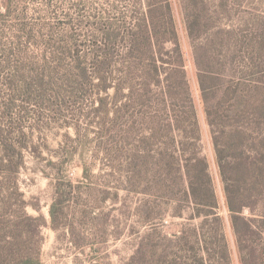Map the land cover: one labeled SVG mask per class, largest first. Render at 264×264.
<instances>
[{"label":"rangeland","instance_id":"1","mask_svg":"<svg viewBox=\"0 0 264 264\" xmlns=\"http://www.w3.org/2000/svg\"><path fill=\"white\" fill-rule=\"evenodd\" d=\"M164 1L177 30L187 80L196 101L199 147L209 163L217 207L202 208L166 198L173 194L180 199L183 193L178 188L159 190V179L153 176L157 172L153 159L147 168L150 173L141 171L132 182L124 161L134 136H126L115 123V90L108 94L96 90L81 96L76 106L68 103L56 115L44 111L43 122L25 128L24 167L17 184L26 201V213L36 218L33 225L38 230L26 234L23 249L38 252L40 264H264V162L259 160L264 154V105L258 108L257 120L249 116L240 123L242 128L233 121L223 128L244 133V139L229 137L235 146L226 155H241L247 162L256 163L230 168L242 181L230 187L229 195L248 205L233 213L227 204L226 183L213 140L222 128H213L207 121L193 57L196 48L203 63L207 52L224 77L256 81L259 93L255 98L263 101L264 0ZM146 5L147 0H28L26 9L31 19L50 12L53 21L63 19L87 32L93 25L122 23L124 16L130 25L132 17L145 14ZM189 27L195 31L192 40L188 37ZM164 49L171 52L174 45L168 43ZM114 66L109 79L120 76L119 59ZM101 98H106L105 108L96 112L100 104L96 102ZM150 125L145 127V135H149ZM4 128L7 124L2 123L0 114V129ZM163 135L171 141L170 148L176 149L172 141L179 139V134L165 131ZM149 145L152 151L159 147L152 141ZM82 159L91 169L88 180ZM114 159L116 170L110 166ZM62 175L68 185L71 183V195L62 214L63 226L55 230L51 227L50 207ZM162 179L169 181L171 177ZM145 187L148 192L141 193ZM203 192L206 197L207 190ZM7 200L13 214L18 202L13 197Z\"/></svg>","mask_w":264,"mask_h":264},{"label":"trees","instance_id":"2","mask_svg":"<svg viewBox=\"0 0 264 264\" xmlns=\"http://www.w3.org/2000/svg\"><path fill=\"white\" fill-rule=\"evenodd\" d=\"M27 2L0 0V114L2 123L7 124V129H0V264H40L38 252L23 249L26 234L38 230L33 225L36 218L26 213V201L17 184L18 174L24 167L26 125L30 128L31 123L43 122L44 111L56 115L68 103L76 106L81 96L96 90L105 94L115 90V123L126 136H134L124 161L125 172L132 182L141 171L149 172L147 168L153 159L157 169L153 176L159 179L156 182L159 190L178 188L183 193L180 199L173 194L166 198L216 208L209 163L199 147L196 101L187 80L177 30L171 15H167L165 1L147 0L145 14L132 17L130 25L124 16L122 23L93 25L87 32L63 19L53 21L50 12L31 19ZM187 32L189 39H194V29L189 27ZM168 43L174 45L171 52H165ZM195 49L200 100L207 121L213 128H222L215 132L213 140L220 174L226 183L227 204L231 212H239V207L248 205L229 195L230 187L242 181L230 168L251 167L256 163L247 162L241 155H226L235 146L229 137L240 138L244 133L227 132L223 128L229 121L242 128L240 123L249 116L257 120L258 108L264 105V100L255 98L259 93L256 81L224 77L217 72L207 52L202 63V56ZM117 59L121 64L120 76L109 79ZM96 103H100L95 109L97 112L105 108L106 98ZM149 124L150 133L145 135ZM165 131L179 134V139L175 137L172 141L176 149L170 148L171 141L163 135ZM151 141L159 144L156 151L151 150ZM260 157L263 163L264 154ZM82 162L84 177L88 180L91 169L84 159ZM115 163V159L111 160V168L115 169ZM164 176L171 180H163ZM68 184L63 175L58 177L50 207L51 227L55 230L63 226L62 214L71 195V183ZM203 190H207L206 197ZM140 192L148 191L145 187ZM10 197L18 202L13 214L7 200Z\"/></svg>","mask_w":264,"mask_h":264}]
</instances>
